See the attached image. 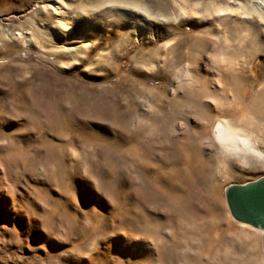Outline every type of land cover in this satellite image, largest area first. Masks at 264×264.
<instances>
[{
  "label": "rangeland",
  "instance_id": "374dc122",
  "mask_svg": "<svg viewBox=\"0 0 264 264\" xmlns=\"http://www.w3.org/2000/svg\"><path fill=\"white\" fill-rule=\"evenodd\" d=\"M208 3L0 0V264H264V232L224 199L264 176V121L236 125L244 154L215 130L222 24L264 25L234 16L214 40Z\"/></svg>",
  "mask_w": 264,
  "mask_h": 264
},
{
  "label": "bare ground",
  "instance_id": "6f19581e",
  "mask_svg": "<svg viewBox=\"0 0 264 264\" xmlns=\"http://www.w3.org/2000/svg\"><path fill=\"white\" fill-rule=\"evenodd\" d=\"M209 4L212 5V13L209 15V20H211V23H209L210 27H207L205 32H207V34L210 35L214 40L219 38V34L216 33V30L219 26L218 23L230 20V18L234 16L235 18L249 17L250 19H255L264 25V0H261L259 7L248 6L249 8L247 6H244L243 8H231L227 4L220 5V3L219 6H215L213 0H209V3L206 5ZM58 10L59 9L55 7V11ZM202 16L205 17V15ZM176 18L178 17L173 19H157V21L165 23L175 21ZM198 24L199 22H189V28L191 32L195 30ZM222 25L223 27L221 28L220 32L222 35V40L215 46H217L216 49L218 52V63L223 67L224 75H226L231 80L227 87L228 93L230 95V104L228 103L229 105L225 106V108L217 109L218 119L216 120L217 125L215 126V130L217 133L218 144L222 146L228 154H244L245 152L240 149L238 144V135L240 134V129H238L236 125H238V123L242 122L244 119L255 122L264 121V91L258 90L254 98H249V91H253L256 86L253 85L250 87L249 85H245L246 87L243 88L242 93L240 92L242 88L241 85L243 83L253 80L245 72V67L247 71V66L249 64L248 62L253 55L252 50L259 51L255 53L256 55L261 53L260 51L264 49V30L263 32L260 31L252 23L247 25L245 23L229 24V22H224ZM188 36L190 38H194V40L197 38V36L193 35L192 33ZM188 36H182L181 38L183 41H186ZM79 40H81V38H79ZM207 44L208 43H206V45ZM154 66H158L157 62ZM224 66L226 67L224 68ZM250 67H252V62ZM262 75L263 77L261 76L259 81L260 83L264 84V73ZM247 153H250V155L254 154L253 150L252 152L248 150Z\"/></svg>",
  "mask_w": 264,
  "mask_h": 264
},
{
  "label": "water",
  "instance_id": "95a60500",
  "mask_svg": "<svg viewBox=\"0 0 264 264\" xmlns=\"http://www.w3.org/2000/svg\"><path fill=\"white\" fill-rule=\"evenodd\" d=\"M224 199L235 222L264 232V176L246 184L227 186Z\"/></svg>",
  "mask_w": 264,
  "mask_h": 264
}]
</instances>
